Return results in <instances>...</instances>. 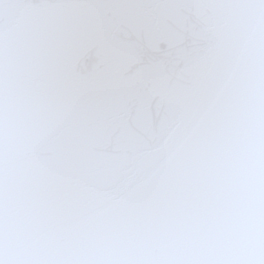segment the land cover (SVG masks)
<instances>
[{"label": "snow or ice", "instance_id": "snow-or-ice-1", "mask_svg": "<svg viewBox=\"0 0 264 264\" xmlns=\"http://www.w3.org/2000/svg\"><path fill=\"white\" fill-rule=\"evenodd\" d=\"M103 2L0 0V264H264V0H172L245 19L224 25L202 71L191 68L205 56L191 47L193 17L169 31L183 34L173 45L145 34L135 54L154 63L133 97L144 118L97 131L120 147L86 188L69 183L63 138L46 124L29 135L21 113L10 135L9 41L42 10ZM93 58L88 36L64 55L69 70Z\"/></svg>", "mask_w": 264, "mask_h": 264}, {"label": "water", "instance_id": "water-1", "mask_svg": "<svg viewBox=\"0 0 264 264\" xmlns=\"http://www.w3.org/2000/svg\"><path fill=\"white\" fill-rule=\"evenodd\" d=\"M190 16L198 25L191 47L205 53L203 61L192 59L191 68L202 71L227 39L224 25L242 22L243 14L190 10L172 0H104L90 6L40 11L30 34L7 45L10 135L15 139L21 113L29 135L46 124L63 138L57 156L69 183L86 188L91 178L101 175L117 158L120 147L119 137L101 142L97 131L117 122L130 127L144 118L133 97L145 86L143 74L154 61L135 54L140 41L146 33L156 32L170 45L180 42L183 34L167 39L169 31ZM84 36L91 38L94 58L85 70L78 65L69 70L64 55ZM152 47L159 50L158 43ZM164 84L182 87L179 82Z\"/></svg>", "mask_w": 264, "mask_h": 264}]
</instances>
